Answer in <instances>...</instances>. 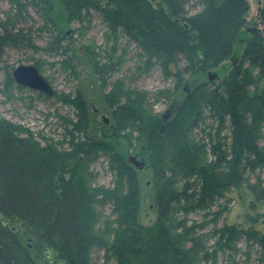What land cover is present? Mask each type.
I'll return each mask as SVG.
<instances>
[{"label": "trees", "instance_id": "trees-1", "mask_svg": "<svg viewBox=\"0 0 264 264\" xmlns=\"http://www.w3.org/2000/svg\"><path fill=\"white\" fill-rule=\"evenodd\" d=\"M154 1L60 3L68 24H81L95 12L108 32L135 45L147 64L153 61L176 77L181 72L172 73L170 67L179 61L185 63L183 73L201 75L232 57L246 26L247 0H196L200 9L193 14L186 8L189 0ZM9 4L11 10L0 17V53L6 47L34 46L31 32L19 27L33 20V12L49 32L48 50L71 58L51 16V0ZM259 16L264 23V8ZM113 48L101 57L83 46L112 121L108 138L90 134L79 92L66 102L76 116L61 119L64 137L59 142L43 138L41 144L0 118V264H47L46 256L62 264H93V248L102 250L104 264H195V245L188 246L191 230L182 229L176 212L210 208L227 199L247 172L264 166L258 144L264 122V26L251 29L240 59L218 85L211 80L197 85L169 119L148 113L144 94L126 90L121 80L109 81L119 69ZM64 64L70 66L67 60ZM34 66L40 71L38 61ZM14 84L8 74L4 90ZM120 140L136 143L146 156L156 212L151 232L140 222L138 173L115 149ZM100 152L109 156L115 171L112 190L94 189L87 182L86 166ZM257 198L264 201V189ZM108 202L111 223L98 210ZM218 234L228 241L235 236L232 226Z\"/></svg>", "mask_w": 264, "mask_h": 264}, {"label": "rangeland", "instance_id": "rangeland-1", "mask_svg": "<svg viewBox=\"0 0 264 264\" xmlns=\"http://www.w3.org/2000/svg\"><path fill=\"white\" fill-rule=\"evenodd\" d=\"M247 2L249 10L246 26L235 43L232 57L201 75L183 73L185 63L179 61L177 67H170L172 73L181 72V75L176 77L153 61L147 64L135 45L127 42L122 36L108 32L97 13L91 12L81 24H68L60 0H51V16L56 28L64 37L62 43L69 47L71 58L48 50L49 32L44 29L41 18L30 12L33 20L26 19L19 27L31 32L34 46L6 47L0 53V118L21 126L26 133L33 134L41 144H44L43 138L59 142L64 137L61 119H73L76 116L75 109L67 103L79 92L87 106L90 134L98 138L102 136L104 139L108 138L112 121L103 102L99 82L84 53L83 46L88 45L101 57L105 56V53H110V48L114 46V61L119 63V69L112 74L109 81L121 80L126 90H134L139 95L144 94L146 104L144 108L147 112L169 119L174 116L187 93L200 83L210 81L209 73L215 75L211 81L218 85L229 68L240 59L251 29L263 28L264 23L260 19L259 11L264 8V0ZM186 8L189 14H193L200 9V5L196 0H189ZM10 10L9 0H0V17L4 18ZM56 33L57 31H54V34ZM66 60L70 66L64 64ZM35 61L40 63L39 72L53 89L52 97L16 83L4 90L3 84L8 74L12 75V71L19 65H34ZM206 123L209 124L210 121ZM223 134H228V131L225 130ZM258 137V144L264 152V122L260 126ZM115 149L125 160L135 157L138 162L146 161L144 151L142 152L136 143L130 144L120 140L119 144H115ZM92 159L86 166L87 182L94 189L112 190L116 177L111 159L103 152ZM128 164L136 169L140 181L142 201L140 222L151 232L156 212L153 206L150 170L145 165L138 169L133 163ZM261 189H264V166L254 172H247L243 183L233 189L227 199L219 200L210 208L195 209L187 214L176 212L174 218L180 221L182 229L191 230L188 233V240L192 243H188V246L195 245L193 252L195 264H264V201L257 198V193ZM98 210L102 212L104 220L109 223L113 221L110 202L98 207ZM7 224L10 226L12 223ZM15 225L19 227L18 224ZM227 226H232L235 234L229 241L225 238L220 239L218 234ZM90 257L93 264H104L102 250L93 248ZM45 262L62 264L56 261L54 256H46ZM108 264L115 263L110 261Z\"/></svg>", "mask_w": 264, "mask_h": 264}, {"label": "water", "instance_id": "water-1", "mask_svg": "<svg viewBox=\"0 0 264 264\" xmlns=\"http://www.w3.org/2000/svg\"><path fill=\"white\" fill-rule=\"evenodd\" d=\"M12 78L15 83L21 87L43 93L48 97L53 96V89L48 81L40 74L39 70L34 65H19L12 71ZM215 75L208 74L209 80H212ZM165 118V116H164ZM127 163H133L136 168L142 169L144 162H138L135 157L126 159Z\"/></svg>", "mask_w": 264, "mask_h": 264}]
</instances>
